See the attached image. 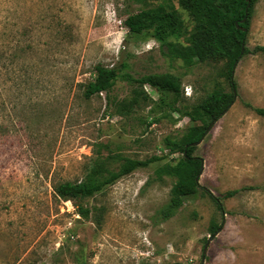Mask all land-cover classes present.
<instances>
[{
  "label": "rangeland",
  "instance_id": "rangeland-1",
  "mask_svg": "<svg viewBox=\"0 0 264 264\" xmlns=\"http://www.w3.org/2000/svg\"><path fill=\"white\" fill-rule=\"evenodd\" d=\"M160 4L192 29L177 0H0V264H264V117L254 111L264 108V52L236 62L233 102L193 146L201 188L166 220L158 212L176 179L154 170L181 153L168 154L164 140L200 123L121 78L83 97L96 64L121 62L134 77L178 76L179 109L217 85L229 90L225 59L186 67L148 32L128 33V13ZM255 45H264V0L247 27L245 46ZM154 155L161 159L92 196L71 201L53 191L85 179L94 161L116 170L123 158ZM202 188L222 199L223 213ZM228 191L236 193L224 198Z\"/></svg>",
  "mask_w": 264,
  "mask_h": 264
},
{
  "label": "trees",
  "instance_id": "trees-1",
  "mask_svg": "<svg viewBox=\"0 0 264 264\" xmlns=\"http://www.w3.org/2000/svg\"><path fill=\"white\" fill-rule=\"evenodd\" d=\"M257 0H177L192 18V29H186L176 8L160 4L156 7L140 9L128 13L124 25L129 34H148L164 48V55L172 60L180 59L184 66L190 67L197 62L210 59H225L227 63L226 79L229 90L217 85L199 103L181 109L176 107L182 95L181 79L169 72L150 73L137 77L123 71L127 67L121 62L119 67H108L102 64L94 66V77L83 89V97L106 92L115 81L121 78L140 87L148 85L158 93L159 103L169 106L191 122H199L188 128L180 139L166 137L164 144L168 154L180 152L174 163H163L154 170L155 178L170 176L176 179L170 189V198L159 210L160 219L170 218L178 210L182 199L195 195L201 188L196 180L200 174L202 160L192 155L194 149L190 144L204 134L206 128L217 120L233 102L236 86L232 78L233 69L238 59L245 53L264 52V45H255L252 49L245 46V38L253 5ZM241 28H245L243 31ZM255 113L264 117V108H254ZM160 156L147 159L123 158L118 169L110 170L103 163L94 161L90 174L81 181H64L53 186L55 195L64 200L89 197L100 192L107 185L113 184L123 176L138 168H145L150 163L160 160ZM148 179L146 183H149ZM215 204L218 211L224 212L222 199L214 196L208 189L202 188ZM236 191H228L223 196L228 198ZM81 216L88 210L76 205ZM220 225L212 223L210 231L216 232ZM45 264V263H41Z\"/></svg>",
  "mask_w": 264,
  "mask_h": 264
},
{
  "label": "water",
  "instance_id": "water-1",
  "mask_svg": "<svg viewBox=\"0 0 264 264\" xmlns=\"http://www.w3.org/2000/svg\"><path fill=\"white\" fill-rule=\"evenodd\" d=\"M246 1L249 2V0H246ZM241 29H242L243 31H245V28H241ZM225 111H226V110H225ZM225 111H224L223 113H225ZM215 121H216V120H215ZM215 121H214V122H215ZM214 122H212V123L206 128L204 134L208 131V129L210 128V126H211ZM204 134L200 137V139H199L198 141L193 142V143H191L190 145H191V146H195V145L199 144V143L202 141ZM201 171H202V167H201L200 173H201ZM198 176H199V175H198ZM198 176L196 177V180H197V181H198ZM209 241H210V237H208L207 240H206V242H205V245H204V247H203V253H205ZM174 264H180V263H174Z\"/></svg>",
  "mask_w": 264,
  "mask_h": 264
}]
</instances>
